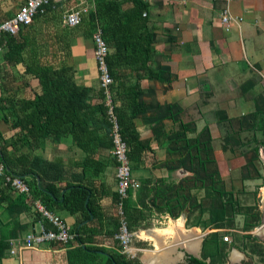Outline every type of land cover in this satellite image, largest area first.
I'll return each instance as SVG.
<instances>
[{"label": "crops", "instance_id": "obj_1", "mask_svg": "<svg viewBox=\"0 0 264 264\" xmlns=\"http://www.w3.org/2000/svg\"><path fill=\"white\" fill-rule=\"evenodd\" d=\"M6 1L0 0V23L25 2L19 0L14 8H8ZM145 1L148 9L143 14L147 13L149 30L155 34L154 52L148 64L153 76L142 71L139 62L122 63L113 68L110 86L114 108L120 109L130 122L128 126L127 121V154L135 184L127 195L132 204L126 213L123 207L122 214L118 211L111 144L91 138L89 142L85 140L87 148H82L70 133L54 138H26L27 126L20 127L16 119L30 110L20 107L21 99L40 92L39 82L24 71L22 63L8 62V46H0V149L5 150L14 169L22 173L30 187L28 193L19 192L0 177V240L7 244L0 264H103L109 256L107 251L98 250V255L89 258L84 248L97 245L119 252L116 235L122 219L133 233L130 247L134 255H125L140 264H188L191 257H200L209 241L218 251V237L213 241L209 238L217 228L201 232V224H194L193 229L186 226L190 213L187 206L177 217L154 210L147 206V196L140 187L144 180L153 184L157 179H167L173 183L190 174L183 168L169 172L163 165L167 155L166 142L160 144L161 132L173 130L175 122L170 116L158 121L159 105L177 104L183 121H190L195 114V128L199 131L206 125L199 120L206 99H218L234 109L238 87L248 94L260 79L255 75L264 78V0ZM50 3L56 5L47 6ZM48 4L45 13L35 16L31 26L23 28L19 36L32 39L42 53H48L44 59L71 67L72 80L89 89L91 104L102 102L107 108L93 53V35L79 27L94 0H86L80 6H76V0ZM224 9L241 20H234L226 28L221 23ZM72 10H80L81 20L69 27L63 24L62 17ZM51 51L57 55L55 59L49 57ZM239 82L244 83L240 86ZM134 107L140 111L134 114ZM166 114L172 116L175 110ZM74 187L85 188L88 198L92 196L96 216L88 212L89 217L84 219L81 210L71 212L64 205V196ZM37 203L69 227L74 235L69 242L53 240L36 248L17 247L28 233L54 230V225L37 209ZM171 226L175 232L163 231ZM202 233L205 236L201 239ZM77 235L84 241L76 239ZM190 244L195 245L194 251L188 249ZM11 248L14 254L10 253Z\"/></svg>", "mask_w": 264, "mask_h": 264}, {"label": "trees", "instance_id": "obj_2", "mask_svg": "<svg viewBox=\"0 0 264 264\" xmlns=\"http://www.w3.org/2000/svg\"><path fill=\"white\" fill-rule=\"evenodd\" d=\"M50 4L46 5L49 7L56 5ZM46 5L43 7L44 13ZM147 6L148 3L145 0H94V6L83 17L79 27L87 35L93 34L97 26L101 29L102 38L109 48L106 62L111 76L115 66L122 63L134 65L138 62L140 63L138 66L142 71L153 76V71L148 64L154 52L152 43L155 34L149 30L147 13L143 14V12H147ZM44 13L39 12L35 16ZM29 26L31 24L20 25L18 32L14 35L6 32L0 33V46L3 44L8 46L5 54L6 60L13 64L22 63L25 67L24 71L37 78L39 82L40 92H34L31 98L21 99L20 107L30 108V110L16 119L20 127L27 126L26 138L28 136L33 138L50 136L54 138L59 137L61 133H70L82 148H87L85 140L89 142L91 138L100 143L104 140L112 147V125L106 115L107 108L102 102L96 105L91 104L88 99L89 89L77 85L72 80L73 70L71 67L58 66L51 60L44 59L48 56V53H42L34 45L32 39L19 36V32ZM65 53L68 52L65 51ZM50 56L55 59L57 55L51 51ZM254 104L255 109L251 113V117L255 122V129L261 132L263 138H255L258 143L253 146V154L248 160L250 165L255 159H258L259 148L264 147V97L262 95L255 96ZM158 108L159 122L165 116H170L175 122L173 130L161 132L162 140L160 144H163V141L166 142L165 152L167 155V160L163 162V165L169 172L183 168L190 175L173 183L167 182V179H157L153 181V184L151 180L142 181L140 188L143 195L147 196V206L160 213L167 212L172 217H177L186 206L189 207V212L197 209L198 214L206 210H215L209 216V219L213 222L223 220L227 216L229 206L222 201V197L230 193L226 192L221 185L222 180L214 156L212 135L208 125H204L199 131H196L192 122L178 118L180 107L177 104L159 105ZM172 109L175 110V114L172 116L167 115L166 111H172ZM133 111L135 114L140 110L134 107ZM114 113L120 126V133L126 144H129L127 135V121L129 122V118L123 116L121 110L117 107ZM0 140H2L1 137ZM225 140L229 141V138ZM0 161L4 163L7 173L22 177V173H18L14 169L13 162L7 157L5 150L2 148L0 149ZM188 182L192 184L190 188L198 187L204 190V196L202 197L204 203L209 202L210 206L217 203V206L212 209L207 208L201 199L198 201L194 195L188 192L186 186ZM6 184L9 186L8 183ZM150 184H152L151 187ZM144 189H146V192H144ZM34 190L37 189L34 188ZM129 192L130 189H128ZM87 198L88 193L85 188L74 187L64 196L63 203L71 212L76 209L81 210L84 219H87L89 217L88 212L96 216L95 209L92 206L93 198L90 195L86 203ZM229 198L228 201H231V196ZM131 204L129 197L122 200L125 213ZM230 208L233 210V206ZM254 217L256 223L258 213H255ZM244 224L249 226V219L246 218ZM219 227L222 226H216V228ZM217 237V232H212L209 235L212 241ZM76 239L80 242L84 241L81 235H77ZM213 244L209 241L207 249L210 251L216 250V246L213 247ZM6 245L5 242L0 240V257ZM98 250L107 251L109 254L103 264H113V260L117 264H140L136 259L127 258L125 254L116 250L109 251L103 246L86 245L84 253L89 258H94L98 255L96 253ZM190 262L192 264H206L204 260L194 257L190 258Z\"/></svg>", "mask_w": 264, "mask_h": 264}, {"label": "rangeland", "instance_id": "obj_3", "mask_svg": "<svg viewBox=\"0 0 264 264\" xmlns=\"http://www.w3.org/2000/svg\"><path fill=\"white\" fill-rule=\"evenodd\" d=\"M14 2L7 0L5 4H8V8L10 6L14 8L19 0H14ZM255 76L260 79L256 82L253 92L249 91L248 94H245L240 87H238V91L234 92L236 95L234 96V109L225 107L218 99L208 98L206 106L199 114L200 116L198 115L200 122L208 125L212 135L214 156L222 180L221 185L226 192L230 193L222 197V201L229 206V211L223 220L213 222L209 216L215 210H206L198 214V210L195 209L187 215L186 226L193 229L195 223L201 224L200 227L203 228L201 232L215 230L217 225L222 226L215 230L218 233L220 243L218 248L220 250L210 251L206 248L203 251L204 257L209 254L213 256L216 252L218 256L221 255L219 264H229L232 261L264 264L263 231H255L254 228L251 229L250 226L244 224L246 218L252 221L254 209L260 210L261 194L264 195V147L259 148L258 159H255L252 165L248 163L253 154V146L258 143L255 138H263L261 132L255 129V122L251 117V113L255 109L254 97L258 95L264 97V78L257 74ZM243 83L239 82V85L242 86ZM178 118L182 119L180 115ZM197 118L195 114H192L190 122L195 125ZM226 138H229V141H226ZM191 185L190 182L186 184L188 192L194 195L198 201L200 199L202 201L204 190L198 187L190 188ZM229 196H231V201H228ZM202 203L211 209L217 206V203H213L211 206L209 202L202 201ZM231 206H233V210L230 208ZM159 226L165 227L166 225L159 224ZM224 235H227L228 241L223 240ZM252 235L256 238H253ZM232 255H238V257L234 259Z\"/></svg>", "mask_w": 264, "mask_h": 264}, {"label": "built area", "instance_id": "obj_4", "mask_svg": "<svg viewBox=\"0 0 264 264\" xmlns=\"http://www.w3.org/2000/svg\"><path fill=\"white\" fill-rule=\"evenodd\" d=\"M50 1H61V0H25L22 3L17 12L0 23V33L6 32L14 35L18 32L20 25H30L36 14L44 13L43 7ZM86 0H76V6H80ZM186 1V0H182ZM82 10H85L83 8ZM81 20L80 10H72L64 13L62 22L64 25L73 27L79 24ZM240 21L241 17H234L229 14L227 9H224L221 13V23L228 28L231 22ZM93 35L94 42V58L96 61V67L99 73L100 86L105 94V104L107 106V117L112 125L111 138L112 147L111 155L115 161V178H116V191L119 197L118 211L120 214L122 211V200L128 195V189L134 186V180L131 174L130 161L128 159V146L120 133V126L118 124L116 115L114 113V106L111 98L110 86L112 85L113 79L109 72L106 57L109 48L101 36L100 29H96ZM0 177H4V182L8 183L12 188L19 192L28 193L30 187L24 178L18 175H12L7 173L5 167L0 163ZM37 209L49 219L54 225V230H41L36 233H28L24 241L20 246L21 248H36L39 245L48 241H59L67 243L73 238V234L70 232L69 227L56 215L50 213L39 203L36 204ZM168 218V216H165ZM133 233L128 229L127 223L124 219L121 220L119 231L116 235L119 241V252L127 255H134L132 248L130 247ZM224 241H228L227 235L223 236ZM16 249V248H15ZM10 253L14 254L15 250L10 249Z\"/></svg>", "mask_w": 264, "mask_h": 264}, {"label": "flooded vegetation", "instance_id": "obj_5", "mask_svg": "<svg viewBox=\"0 0 264 264\" xmlns=\"http://www.w3.org/2000/svg\"><path fill=\"white\" fill-rule=\"evenodd\" d=\"M263 204H264V195L261 194V207H260V210L257 211L256 209H254V211L252 212V221L249 220V222H250L249 226L251 227V229L254 228L255 231H263V236H264V215L262 213ZM255 213H258V220L256 221L257 225H254V224H256L255 223V217H254ZM249 234H251V233H249ZM252 236H253V238H256L254 235H252ZM263 240H264V238H263ZM191 251H194V248ZM198 259L204 260L206 262V264H219L220 263L219 260L221 259V255L218 256V254L216 252L215 255H213V256L209 255L207 257H204L203 253H200V257ZM188 264H192L190 262V260L188 261ZM229 264H247V262L243 261V263H239V262L232 261Z\"/></svg>", "mask_w": 264, "mask_h": 264}, {"label": "bare ground", "instance_id": "obj_6", "mask_svg": "<svg viewBox=\"0 0 264 264\" xmlns=\"http://www.w3.org/2000/svg\"><path fill=\"white\" fill-rule=\"evenodd\" d=\"M263 193H264V191H263ZM163 231L173 233V232H175V228H174V226H171V227H169L168 229L163 230ZM193 248H194V244H190V246H189L188 249H189V250H193ZM233 257H234V259H236V258L238 257V255H233Z\"/></svg>", "mask_w": 264, "mask_h": 264}, {"label": "water", "instance_id": "obj_7", "mask_svg": "<svg viewBox=\"0 0 264 264\" xmlns=\"http://www.w3.org/2000/svg\"><path fill=\"white\" fill-rule=\"evenodd\" d=\"M262 213H263V215H264V204H263V206H262ZM204 236H205V233H202V234L200 235V238L202 239ZM100 252H102V251H100ZM102 253H103V252H102ZM113 264H117V263L113 260Z\"/></svg>", "mask_w": 264, "mask_h": 264}]
</instances>
